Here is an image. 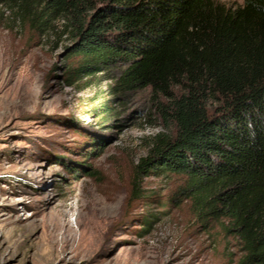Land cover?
<instances>
[{
  "label": "rangeland",
  "instance_id": "rangeland-1",
  "mask_svg": "<svg viewBox=\"0 0 264 264\" xmlns=\"http://www.w3.org/2000/svg\"><path fill=\"white\" fill-rule=\"evenodd\" d=\"M71 45L0 8V264H239V237L197 215L185 174L135 193L161 130L151 92L116 93L117 67L69 85Z\"/></svg>",
  "mask_w": 264,
  "mask_h": 264
},
{
  "label": "trees",
  "instance_id": "trees-1",
  "mask_svg": "<svg viewBox=\"0 0 264 264\" xmlns=\"http://www.w3.org/2000/svg\"><path fill=\"white\" fill-rule=\"evenodd\" d=\"M40 34L80 56L68 84L120 68L116 93L151 92L161 130L134 167L138 195L152 173L187 176L194 210L227 218L264 264V0H0ZM114 76H109L113 78Z\"/></svg>",
  "mask_w": 264,
  "mask_h": 264
}]
</instances>
